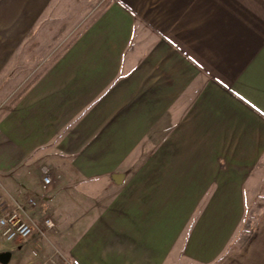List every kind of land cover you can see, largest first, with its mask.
I'll use <instances>...</instances> for the list:
<instances>
[{"label": "crops", "instance_id": "obj_1", "mask_svg": "<svg viewBox=\"0 0 264 264\" xmlns=\"http://www.w3.org/2000/svg\"><path fill=\"white\" fill-rule=\"evenodd\" d=\"M13 201L37 230L0 264H264V0H0Z\"/></svg>", "mask_w": 264, "mask_h": 264}, {"label": "built area", "instance_id": "obj_2", "mask_svg": "<svg viewBox=\"0 0 264 264\" xmlns=\"http://www.w3.org/2000/svg\"><path fill=\"white\" fill-rule=\"evenodd\" d=\"M40 171L43 177V183L46 186H51L54 183L51 169L48 165H42ZM29 206L35 207L38 205V201L34 198H30L28 201ZM27 203H21L13 201L8 204V211L0 217V230L3 238L8 241H26L32 237L36 232L37 226L30 219L25 218V208L28 206ZM55 223L51 218L45 219V229L40 230L43 236H46L49 230L55 229ZM41 264H50L48 261L42 262Z\"/></svg>", "mask_w": 264, "mask_h": 264}, {"label": "rangeland", "instance_id": "obj_3", "mask_svg": "<svg viewBox=\"0 0 264 264\" xmlns=\"http://www.w3.org/2000/svg\"><path fill=\"white\" fill-rule=\"evenodd\" d=\"M56 20V23H51L48 26H50L51 28L46 32L45 36L41 37V40L44 41L46 43V49L44 51H36L37 54L35 55V57H46L48 58H53L55 56H57L68 44V42L71 40V34H66L65 31H67L71 24L73 19L72 18H59V19H54ZM61 25L65 26V28L61 31V34H55L57 32V30L59 29V26L61 27ZM65 34H62L64 33ZM63 39V40H61ZM56 42L61 43L60 46L57 49L51 48L52 46H54L56 44ZM257 213V211H255ZM255 213V214H256ZM45 228H42V230H44ZM55 229H53L52 231L49 230L45 236V238L47 240H49V238L51 239L53 237V235L55 234ZM1 244H8L7 242L4 241V238L1 234V230H0V253L5 252L7 250L6 246H2ZM48 252V249L46 250ZM46 258L45 261H48L50 264H62L61 263V259L58 258L57 256L54 255V253H46ZM43 261V262H45ZM42 263V262H41ZM40 263V264H41Z\"/></svg>", "mask_w": 264, "mask_h": 264}, {"label": "water", "instance_id": "obj_4", "mask_svg": "<svg viewBox=\"0 0 264 264\" xmlns=\"http://www.w3.org/2000/svg\"><path fill=\"white\" fill-rule=\"evenodd\" d=\"M8 259H9V253L8 252L0 253V262L1 263H7Z\"/></svg>", "mask_w": 264, "mask_h": 264}]
</instances>
